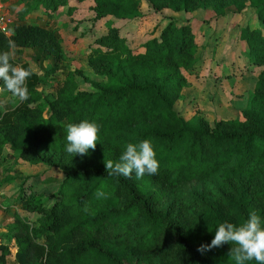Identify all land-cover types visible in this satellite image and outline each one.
<instances>
[{
    "label": "trees",
    "instance_id": "trees-1",
    "mask_svg": "<svg viewBox=\"0 0 264 264\" xmlns=\"http://www.w3.org/2000/svg\"><path fill=\"white\" fill-rule=\"evenodd\" d=\"M68 1L25 0L21 12L39 6L55 11ZM92 1L96 16L122 19L138 12L142 0ZM145 1L153 12L185 11L207 26L252 9L258 24L241 26L238 38L241 52L259 68L254 89L236 116L218 118L213 127L195 109L178 112L180 90L190 83L184 71L198 60L190 19L169 17L158 34L136 47L109 22V32L95 39L86 57L103 80L78 67L65 70L61 36L51 26L21 22L9 35L0 31V51L11 38L16 53L34 51L39 68L32 67L27 80L28 100L0 106V189L15 180L4 161L43 163L63 174L50 204H44L46 196L33 195L20 205L39 216L28 220L14 213L5 223L15 264H235L230 243L203 254L197 248L210 244L219 223L240 224L251 210L264 226V0ZM75 73L93 88H78ZM84 119L101 126L96 147L70 155L65 126ZM143 139L153 143L157 174L108 175L104 161L119 162L127 143ZM187 184L206 192L188 196L182 190ZM101 186L107 199L96 198ZM9 255L0 240V264H8Z\"/></svg>",
    "mask_w": 264,
    "mask_h": 264
},
{
    "label": "rangeland",
    "instance_id": "rangeland-1",
    "mask_svg": "<svg viewBox=\"0 0 264 264\" xmlns=\"http://www.w3.org/2000/svg\"><path fill=\"white\" fill-rule=\"evenodd\" d=\"M25 0H0V6L5 13L8 25L21 22L39 23L55 29L62 40L65 70L81 69L83 74L93 79L103 80V77L86 61L89 48L99 36L106 35L111 26L118 29L124 36L129 47H136L145 39L158 34L167 23L169 17L180 20H189L197 33L198 47L195 66L184 71L189 84L181 88V98L177 101L176 109L188 115V111L195 109L202 117L213 123L218 118H232L239 113V109L254 89L259 68L250 64L247 57L241 52L239 28L258 24L252 9H243L241 16L234 19L231 15L213 20L204 25L200 18L185 11L153 12L148 2L142 0L138 12L122 19L112 16H96L91 8L92 0L68 1L55 11H48L39 6L25 14L21 12ZM201 15V13L199 14ZM34 51L30 48L21 49L16 53L18 63L28 61L34 69H39L34 61ZM60 77H63L61 74ZM78 88L91 90L92 84L75 73ZM17 97L0 90V106L14 105ZM3 162L2 167H8L10 174L15 177L13 182L0 189V240L7 245L10 255L8 264H15L12 256L15 251L11 230L5 225L12 220L13 214L18 213L28 220H34L40 213L25 211L21 204L31 196H46L44 204H50V194L55 191L63 174L57 169H50L46 164H29L20 159ZM209 187V185H207ZM206 186V187H207ZM188 196L205 193L206 190L198 184H187L182 188ZM21 196V202L13 201V197ZM9 205L5 209V206Z\"/></svg>",
    "mask_w": 264,
    "mask_h": 264
},
{
    "label": "clouds",
    "instance_id": "clouds-1",
    "mask_svg": "<svg viewBox=\"0 0 264 264\" xmlns=\"http://www.w3.org/2000/svg\"><path fill=\"white\" fill-rule=\"evenodd\" d=\"M17 45L11 38L7 40V50L0 51V79L4 86L0 90L7 89L21 102L29 99L27 80L33 75L32 66L25 68L14 64ZM101 126L96 121L87 119L78 123H68L65 126L66 145L65 151L70 155H86L89 149H95ZM105 168L110 176H124L131 178L135 172L136 178L141 179L144 175H155L159 169L156 159V151L150 139H143L137 143H127L124 146L119 162L112 160L104 161ZM97 199H107L108 194L103 186L97 189ZM84 211L88 208L85 206ZM225 243L234 245L229 250V257L235 264H246L255 261L256 264H264V226L260 215L251 210L247 219L234 224L228 221L219 223L215 230V236L210 244H201L197 251L203 254L206 250L218 248Z\"/></svg>",
    "mask_w": 264,
    "mask_h": 264
},
{
    "label": "built area",
    "instance_id": "built-area-1",
    "mask_svg": "<svg viewBox=\"0 0 264 264\" xmlns=\"http://www.w3.org/2000/svg\"><path fill=\"white\" fill-rule=\"evenodd\" d=\"M0 31L6 35L10 34V27L8 25V20L1 12H0Z\"/></svg>",
    "mask_w": 264,
    "mask_h": 264
},
{
    "label": "crops",
    "instance_id": "crops-1",
    "mask_svg": "<svg viewBox=\"0 0 264 264\" xmlns=\"http://www.w3.org/2000/svg\"><path fill=\"white\" fill-rule=\"evenodd\" d=\"M2 7L0 6V12L5 16V13L2 11ZM6 17V16H5Z\"/></svg>",
    "mask_w": 264,
    "mask_h": 264
}]
</instances>
